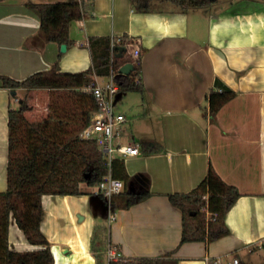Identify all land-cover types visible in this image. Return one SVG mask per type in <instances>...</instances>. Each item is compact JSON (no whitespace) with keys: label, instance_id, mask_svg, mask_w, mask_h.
Segmentation results:
<instances>
[{"label":"crops","instance_id":"0c3cea01","mask_svg":"<svg viewBox=\"0 0 264 264\" xmlns=\"http://www.w3.org/2000/svg\"><path fill=\"white\" fill-rule=\"evenodd\" d=\"M73 1L0 0V75L22 81L55 63L60 72L77 73L91 66L88 38L136 41L130 49L140 50L135 78L140 75L143 87L137 94L142 128L134 129L135 118L121 110L124 103L115 101V109L125 117L120 142L139 149L123 158L126 172L137 175L131 180L137 189L146 176L151 195L127 209L112 208V218L105 200L85 184L80 195H43L40 229L53 264H98V254L106 264L107 246L124 259L170 260L162 264H206L207 256L225 253L240 264H257L238 254L264 238V0L193 10L152 0L149 11H139L132 0H92L82 19L71 23L73 43L64 52L55 42L42 44L38 16L25 4ZM216 81L235 96L211 119L207 96ZM19 90L12 93L0 79V192L7 189L8 111L19 102ZM210 167L240 193L225 216L229 233L212 242L181 243L182 213L168 195L190 192ZM8 241L18 252L41 248L28 243L13 218Z\"/></svg>","mask_w":264,"mask_h":264},{"label":"trees","instance_id":"16d2710c","mask_svg":"<svg viewBox=\"0 0 264 264\" xmlns=\"http://www.w3.org/2000/svg\"><path fill=\"white\" fill-rule=\"evenodd\" d=\"M91 1L26 3L25 6L38 16L42 44L55 42L58 45L69 46L73 43L69 35L70 25L82 19V10ZM132 1L139 11H149L151 8L152 0ZM163 1L176 4L184 9L210 4L209 0ZM88 49L91 66L85 71L60 72L58 64L55 63L50 70L33 73L22 81L0 75L2 87L11 91L65 88L81 93L90 103L82 121L81 128H83L89 123L96 104L93 97L82 92L81 88L93 81L95 77L104 78L109 75L111 39L90 37L88 38ZM126 61V51H122L120 57L115 56L113 66L119 67ZM138 72L139 66L128 75L118 73L115 79L118 82L119 91L142 92L143 87L135 78ZM215 86L217 89L212 90L207 96L211 119L226 102L235 96L234 91L221 82L216 81ZM218 89H222V92H218ZM26 110L25 102L19 101L17 109L11 108L8 111L7 189L5 192H0V264H53L54 259L49 242L40 229L41 197L43 195L83 194L81 184L93 188L110 172L113 177L124 182L122 192L111 198L112 208L127 209L151 195L149 181L146 176L142 175L144 179L142 188L129 190V182L135 180L137 175L130 177L127 174L123 159L115 157L109 168L96 139H82L76 134L68 141L62 142L59 137L60 127L63 125L61 121L52 127L49 124L31 123L34 140L30 154L21 157L13 156L16 142L12 130L21 123L22 115ZM239 197L238 189L225 183L212 167L209 168L207 175L198 186L190 192L168 195L170 203L182 213L180 242H212L226 236L229 230L225 224V216ZM11 218L15 220L28 243L39 246L40 249L23 252L10 249L8 232ZM99 258L100 254L96 255L98 264L101 263ZM168 261L170 260L166 257H140L111 261L109 264H162Z\"/></svg>","mask_w":264,"mask_h":264},{"label":"built area","instance_id":"2783aa9c","mask_svg":"<svg viewBox=\"0 0 264 264\" xmlns=\"http://www.w3.org/2000/svg\"><path fill=\"white\" fill-rule=\"evenodd\" d=\"M134 40H126L123 37L111 38V70L107 77V81L102 82L101 78L95 77L93 81L81 88L82 92L90 94L96 104V109L93 111L89 123L83 129L81 136L83 139H96L99 143V148L102 150L107 164L110 168L112 159L115 157L125 158L126 156H134L139 153V149L136 145L122 143L120 140L123 138V124L125 117L115 109V96L119 92V85L115 77L118 74V68L113 66V61L118 50H114L117 46L125 47L127 56V62L133 65V70L139 66L140 50L138 47L130 49ZM128 48L130 51H128ZM137 82H140V75L136 78ZM218 92H222V89H218ZM124 188V182L113 177L110 172L98 183L94 189H92L95 195L101 196L105 202L109 212V217L112 218L116 215L115 211H112L111 198L122 192ZM210 215V214H209ZM214 219V218H209ZM247 253L253 254L257 252H263L264 254V238L247 243L244 246ZM106 264L111 261L125 260L121 257L115 249L107 246L106 249ZM206 264H240V261L233 253H225L222 255L207 256L205 258ZM264 264V256H263Z\"/></svg>","mask_w":264,"mask_h":264},{"label":"rangeland","instance_id":"374dc122","mask_svg":"<svg viewBox=\"0 0 264 264\" xmlns=\"http://www.w3.org/2000/svg\"><path fill=\"white\" fill-rule=\"evenodd\" d=\"M214 4V7H229L231 0H209ZM216 2V3H215ZM238 2V0H236ZM164 5L167 7H177L176 4L165 1ZM190 7L189 9H192ZM102 82L107 81V78H102ZM128 92L129 97H125ZM138 92L135 91H120L115 96V101L118 107H121V103L125 104V108H121L128 119H134V129L139 130L142 128L138 113H142V110H138ZM19 101H24L27 110L23 113V120L21 123L12 130V135L15 138L16 148L13 151V156L21 157L30 154V148L34 140L33 127L34 124H49V126L56 125L58 121H61L63 125L60 127V140L62 142L68 141L76 134L82 138L81 133L87 126L82 127V121L85 111L90 106L87 97L81 93L65 89V88H53V89H31V90H19L17 94ZM137 102V104H136ZM133 105L132 109L131 106ZM19 102L16 100L12 103V109L18 108ZM147 126V125H146ZM140 127V128H139ZM146 131L149 128L146 127ZM126 136L130 135L129 130L125 133ZM83 139V138H82ZM126 140V139H125ZM91 189H94L91 188ZM209 216V215H208ZM240 258H252L257 264H263V252H257L253 254L239 253Z\"/></svg>","mask_w":264,"mask_h":264},{"label":"water","instance_id":"95a60500","mask_svg":"<svg viewBox=\"0 0 264 264\" xmlns=\"http://www.w3.org/2000/svg\"><path fill=\"white\" fill-rule=\"evenodd\" d=\"M212 1V0H211ZM118 52L116 53V56L120 57L122 51H125V47L123 46H117ZM66 50V44H61L60 45V51L64 52ZM133 70V65L131 63H125L121 66H119L118 68V73L122 74V75H128L130 74V72ZM12 93H15L14 91ZM142 185L144 184L143 180H141ZM128 188L129 190L134 191L135 190V186H134V182L130 181L128 184Z\"/></svg>","mask_w":264,"mask_h":264}]
</instances>
